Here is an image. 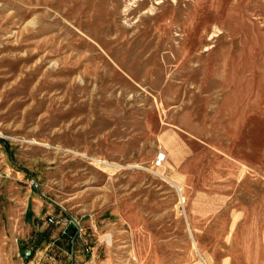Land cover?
I'll return each mask as SVG.
<instances>
[{"label":"rangeland","instance_id":"obj_1","mask_svg":"<svg viewBox=\"0 0 264 264\" xmlns=\"http://www.w3.org/2000/svg\"><path fill=\"white\" fill-rule=\"evenodd\" d=\"M47 217L76 264H264V0H0V264H65Z\"/></svg>","mask_w":264,"mask_h":264},{"label":"trees","instance_id":"obj_2","mask_svg":"<svg viewBox=\"0 0 264 264\" xmlns=\"http://www.w3.org/2000/svg\"><path fill=\"white\" fill-rule=\"evenodd\" d=\"M49 217H47L43 223L45 224V228H49V227H52V225L54 224H51V223H48L47 222V219ZM39 221H42L41 219L39 220H36L37 223H39ZM47 235L48 233L40 230V231H34L32 232V235L31 237L29 238V241L27 243H29L31 246H33L30 250H31V255L32 253L34 252L35 248H38L39 247V243L41 242H44L46 241L47 242ZM73 235V228L72 227H67L65 229H61L59 228V233H58V237L55 241H52V242H48L52 245V247L54 248H59L61 251L65 252L66 253V261H65V264H76V261H75V254L78 250V245H80L82 242L80 240H75L73 245L71 246V242H70V238L72 237ZM29 245V246H30ZM83 247V245H82ZM84 248V247H83ZM72 249V260L70 259V257L68 256V253L71 251ZM24 253V249L22 251V254ZM31 256L27 257V258H24L25 260H28L30 259Z\"/></svg>","mask_w":264,"mask_h":264},{"label":"built area","instance_id":"obj_3","mask_svg":"<svg viewBox=\"0 0 264 264\" xmlns=\"http://www.w3.org/2000/svg\"><path fill=\"white\" fill-rule=\"evenodd\" d=\"M48 223L54 224V225H60L61 229H65L67 227H72L73 228V235L70 238V242H71V246L73 245L74 241L80 240L82 243H84V252L86 254H89L90 252V247L88 243L85 244V238L88 235L86 234V228L85 226L81 223L80 220L77 219H72V218H65V219H55L52 217H49L47 219ZM31 256V250L30 249H25L24 253L22 254V258H27ZM68 256L70 257V259L72 260V249L71 251L68 253ZM73 264V263H71Z\"/></svg>","mask_w":264,"mask_h":264},{"label":"crops","instance_id":"obj_4","mask_svg":"<svg viewBox=\"0 0 264 264\" xmlns=\"http://www.w3.org/2000/svg\"><path fill=\"white\" fill-rule=\"evenodd\" d=\"M32 225H33V228H32V229H33L34 231H40V229H44V228H43L44 226H42L41 228H38V227H39V224H38L37 222H36V224H35V223H34V220H33V224H32ZM45 227H46V226H45Z\"/></svg>","mask_w":264,"mask_h":264}]
</instances>
